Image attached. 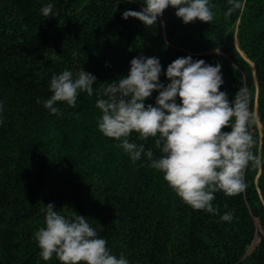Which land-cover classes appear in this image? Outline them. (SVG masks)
<instances>
[{"label": "trees", "instance_id": "1", "mask_svg": "<svg viewBox=\"0 0 264 264\" xmlns=\"http://www.w3.org/2000/svg\"><path fill=\"white\" fill-rule=\"evenodd\" d=\"M143 2L0 0V264H62L55 254L43 260L34 239L46 227L48 203L66 217H87L110 253H123L129 264H264V234L253 245L258 226L264 230V170L249 163L243 192H215L219 215L194 210L145 157L130 159L123 138L100 132L96 107L103 87L126 76L134 57H158L165 84L177 58L219 63L229 102L246 88L252 112L257 103L262 126L256 120L249 131L264 162V0H242L231 15L228 0H209L210 23L184 24L171 6L150 27L122 19ZM47 4L55 16L42 15ZM82 68L97 77L92 96L79 93L75 108L57 102L59 117L37 103L52 95L54 74L69 70L75 78ZM158 94L145 105L156 106ZM138 135L130 141L145 143ZM156 138L145 143L154 159L161 155ZM226 213L231 221L221 220Z\"/></svg>", "mask_w": 264, "mask_h": 264}, {"label": "clouds", "instance_id": "2", "mask_svg": "<svg viewBox=\"0 0 264 264\" xmlns=\"http://www.w3.org/2000/svg\"><path fill=\"white\" fill-rule=\"evenodd\" d=\"M228 3V15L244 7L242 0ZM169 6L176 9L175 15L184 24L197 19L210 23L214 19L209 0H144L139 11L128 9L122 19L135 18L150 27ZM53 7L47 4L40 11L44 17L55 16ZM161 73L158 57H134L129 73L107 84L102 89L103 98L97 97L96 107L102 112L98 128L108 138H123L119 146L133 162L145 157L151 168L164 174V180L185 204L219 215L212 204L214 193L219 190L233 196L243 192L249 163L264 170L262 158L252 151L256 141L249 127L256 123V117L249 107V91L240 88L229 102L227 93L220 91L224 83L221 65H209L191 56L177 58L167 66V84L160 81ZM96 81L97 77L83 68L75 78L72 71L64 70L51 78L52 95L37 98V103L59 117L62 113L57 102L75 108L78 94L92 96ZM154 91L159 93L156 106H146L144 102ZM232 118L234 123L230 124ZM226 127L231 131L224 132ZM133 132L145 143L149 137L158 136L155 147L160 157L154 159L153 150H146L145 143L130 141ZM42 211L46 227L39 228L34 239L43 260L55 254L62 264H129L123 253L119 258L110 253L106 240L98 237L87 217H66L56 211L54 203H48ZM232 219V213L221 216L223 221Z\"/></svg>", "mask_w": 264, "mask_h": 264}, {"label": "rangeland", "instance_id": "3", "mask_svg": "<svg viewBox=\"0 0 264 264\" xmlns=\"http://www.w3.org/2000/svg\"><path fill=\"white\" fill-rule=\"evenodd\" d=\"M253 113L255 114L258 127L261 128L262 125H261V122L259 121V117H258V113H257V103L256 102H255L254 107H253ZM260 234H264V230L259 225L258 226V236L256 237L253 245H256V244H258L260 242ZM253 245L250 246V249H252Z\"/></svg>", "mask_w": 264, "mask_h": 264}]
</instances>
